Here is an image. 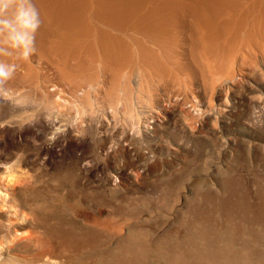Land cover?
<instances>
[{
  "label": "rangeland",
  "instance_id": "374dc122",
  "mask_svg": "<svg viewBox=\"0 0 264 264\" xmlns=\"http://www.w3.org/2000/svg\"><path fill=\"white\" fill-rule=\"evenodd\" d=\"M35 3V53L0 85V264L75 226L113 264L137 218L164 236L198 193L236 218L196 254L264 264V0ZM172 246L162 264H197Z\"/></svg>",
  "mask_w": 264,
  "mask_h": 264
},
{
  "label": "bare ground",
  "instance_id": "6f19581e",
  "mask_svg": "<svg viewBox=\"0 0 264 264\" xmlns=\"http://www.w3.org/2000/svg\"><path fill=\"white\" fill-rule=\"evenodd\" d=\"M94 79L95 74L92 77V80ZM55 105L58 106L59 103L55 102ZM207 193L210 194L211 191ZM196 197H199L198 201L191 199L188 214L179 220L181 223L179 229L176 231L171 229L164 236L160 233L158 235L157 231L153 234L144 233L147 227H144L141 224L142 220L137 218L128 227V231L120 235L117 240L120 253L109 252L111 263L118 261L120 264H143L144 262L148 264L149 259L154 258L161 259L158 264H162L164 260L174 259L176 249L172 245L178 247L181 245L185 248L189 244L193 247V252L188 253L184 250L178 261L198 260L197 264H203L202 262L215 258L223 259L225 264L227 260L222 252L204 250L199 256L196 253L202 249V245L207 249L215 245L217 237L215 230L224 223H232L235 216L233 208L227 207L225 202H219L218 198L213 203L207 195L205 198L203 194L198 193ZM250 209V207H244L246 213H249ZM257 214H261V209L257 210ZM18 224L22 226V223ZM144 225L148 224L144 222ZM174 225H169L168 229ZM47 230L49 236L46 239L44 252L41 254L47 262L41 264H57L54 257H64V264H87L89 256H87L86 229L75 226L58 231L49 227ZM229 264L233 263L230 261Z\"/></svg>",
  "mask_w": 264,
  "mask_h": 264
},
{
  "label": "clouds",
  "instance_id": "9594fccd",
  "mask_svg": "<svg viewBox=\"0 0 264 264\" xmlns=\"http://www.w3.org/2000/svg\"><path fill=\"white\" fill-rule=\"evenodd\" d=\"M41 23L35 0H0V85L13 80L20 62L35 53Z\"/></svg>",
  "mask_w": 264,
  "mask_h": 264
}]
</instances>
